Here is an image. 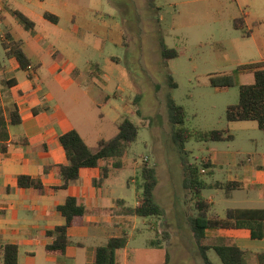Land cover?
Instances as JSON below:
<instances>
[{
  "label": "rangeland",
  "instance_id": "374dc122",
  "mask_svg": "<svg viewBox=\"0 0 264 264\" xmlns=\"http://www.w3.org/2000/svg\"><path fill=\"white\" fill-rule=\"evenodd\" d=\"M18 2L14 10L25 14V7L44 10L42 4L49 8L61 18L62 30L74 26L68 21L69 13H78L86 19H92L97 11L111 15L107 19L92 20L94 28L99 29L103 38H109L108 41L90 32H81V39L72 42L79 53L77 69L75 72L70 69L69 73L73 82L62 86L54 83L53 89H66L63 99L68 117L91 145L100 139L113 138L125 117H131L140 126L137 141L122 157L125 166L116 169L112 177L115 182L119 179L118 196L126 199L128 206H136L142 193L138 188L142 182V163L148 161L157 170V200L166 213L162 217H135L137 228H146L147 233L141 235L138 230L125 229L132 237L128 250L119 252V264H206L201 245L230 242V239L210 232L207 238L200 240L194 234L190 217L195 216L196 210L192 193L185 187L187 167L192 164L202 168L203 160L213 153L219 155L222 164V160L237 152L247 159L246 154L251 149L247 132L239 128L242 122H230L226 116L228 107L239 102L240 86L248 84L246 78H240L235 86L227 88L212 84V78L240 66L229 65L230 58H240L248 64V40L242 36L243 31L225 20L222 7L214 0ZM17 22L23 27L18 18ZM6 26L5 23L0 28ZM121 26L129 35L128 48L113 43V40L123 39ZM23 36L26 37V32ZM238 36L241 38L236 41ZM51 38H55L54 34ZM162 44L177 50L179 56L164 60ZM39 76L46 78L41 71ZM107 94L111 96L106 98ZM170 98L186 111L184 127L203 132L230 130L235 139L191 138L179 142L174 137L175 125L168 106ZM138 108L141 114L137 113ZM252 133L264 149V133L259 128ZM227 167L217 168L212 176L204 172L199 175L207 182L224 181ZM216 192L207 189L203 195L209 197ZM244 192L236 191L233 198L224 200L225 205L217 206L218 210L222 213L228 207L251 206L241 202ZM156 239L163 246L148 243ZM125 254L129 255L127 261ZM208 255L215 264H223L213 249H209Z\"/></svg>",
  "mask_w": 264,
  "mask_h": 264
},
{
  "label": "crops",
  "instance_id": "0c3cea01",
  "mask_svg": "<svg viewBox=\"0 0 264 264\" xmlns=\"http://www.w3.org/2000/svg\"><path fill=\"white\" fill-rule=\"evenodd\" d=\"M214 1L222 7L225 20L233 27L235 20L243 19L246 29L250 32L248 36L242 32V36L248 40L246 45L249 60L246 63L264 62V0ZM2 4L4 13L0 25L6 23L7 26L5 29L0 28V103L9 122V139L7 151L2 152L0 149V264H3L2 247L6 244L19 246L20 264L93 263L97 247L106 243L110 237L122 235L127 232L125 230L127 228L138 230L141 235L147 232L146 228H137L135 219L137 215L126 214V208L131 206L127 205L126 199L118 196L119 179L116 178L115 182L112 177L115 170L120 168H111L110 175L102 179V168L108 164L106 160H101L97 167L81 169L79 179L67 189H54L62 182L60 166L67 163L60 137L72 129H77L81 134L82 132L68 117V107L65 106L63 99V92L66 89H53V86L54 83L62 86L68 81L73 82L69 73L70 69L74 72L77 69L79 53L72 46V42L81 39V32L84 34L90 32L103 41L109 40L103 38L99 29L94 28L92 20L107 19L111 15L97 11L92 19H86L78 13H69L68 21L74 26L62 30L59 26L61 18L59 17L58 23L46 19V12L55 13L39 3L44 10L25 7L32 18L27 13L26 15L36 22L34 30H27L17 22L14 12L16 10L13 7L15 4L19 5L18 0H2ZM124 29L126 30L121 26V30ZM24 32L26 37L23 36ZM7 33L24 42V49L36 69L32 66L21 69L14 57H7L4 48ZM53 34L54 39L51 38ZM240 38L238 36L235 40L239 41ZM113 43L119 45L118 41L113 40ZM239 59L230 58L229 65L244 64L243 60ZM234 69L222 73H232ZM40 71L45 73V80L39 76ZM243 77L246 78L245 83L251 84L255 81L253 73H243L237 75V83ZM2 79H16L17 83L7 86L1 82ZM46 79H50V83ZM110 96L107 94L106 98ZM15 105L18 106L22 117L19 124L10 122V109ZM231 122H242L239 128L247 132L251 144V149L246 154L247 159L241 158L237 152L227 156V159L222 160L224 161L222 164L219 155L213 153L210 158L203 160L208 161L211 167L201 170L202 173L212 176L217 168L223 169L224 166H228L224 181L205 180L212 185L207 189L217 190L206 198L212 203L213 217L221 219L226 217L229 208H264V149L259 146L258 139L254 138L252 133L253 129H260L259 124L255 120ZM229 132L233 135L230 141H233L235 136L230 130ZM85 141L87 142L86 139ZM98 141L95 145L87 143L94 148ZM20 176L40 179L45 189L20 186ZM227 183L238 186L227 190ZM242 190L245 192L240 197L241 202L251 206L228 207L224 208L222 213L218 210L217 206L224 204L225 199L233 198L236 191ZM71 196L86 209L83 223L69 229V235L80 244L69 246L62 255L49 253L46 247L55 238L49 236L48 231L66 223L65 216L57 207ZM138 203L139 198L136 206ZM210 232L219 234L220 237H228L230 239L228 243L236 244L248 251L247 264L253 261L259 264L257 254L264 252V238H253L250 228H212L207 231V237ZM131 237L130 235V239ZM156 240H150L148 243L155 246ZM128 246L129 243L126 248L117 252L118 264L119 252L128 250ZM159 246H163V243ZM125 257L127 261L129 255L125 254Z\"/></svg>",
  "mask_w": 264,
  "mask_h": 264
},
{
  "label": "trees",
  "instance_id": "16d2710c",
  "mask_svg": "<svg viewBox=\"0 0 264 264\" xmlns=\"http://www.w3.org/2000/svg\"><path fill=\"white\" fill-rule=\"evenodd\" d=\"M20 23L27 30H34L36 22L25 13L14 11ZM45 18L58 23L59 16L46 12ZM236 29H241L248 36L243 19L235 20ZM123 39L119 45H129V35L126 30H122ZM7 57H14L21 69H28L33 65V61L24 49V42L16 40L12 34H6L4 42ZM162 56L164 60H170L179 56V52L173 48L162 44ZM243 73H253L255 81L252 84L240 86L239 102L230 105L227 109L228 121L255 120L264 133V62H254L238 66L232 73H223L219 77L212 78V84L216 87H231L237 84V75ZM4 85L13 86L17 83L16 79L1 81ZM175 85V83H173ZM169 109L172 114V122L175 125L174 137L179 142H186L191 138L203 141H230L233 135L229 130L215 129L211 131H195L184 127L186 111L183 106L178 105L173 98L169 99ZM137 113L141 114L140 108ZM22 117L17 105L10 109V122L19 124ZM8 120L6 119L4 108L0 103V149L6 152L8 149L7 140L9 139ZM140 126L131 118L125 117L118 124L117 134L110 139H100L96 147H91L77 129H72L61 135L60 140L65 149L67 163L60 166L61 184L54 187L55 190L67 189L73 182L79 179L81 169L99 166L101 160L108 162L102 168V179L110 175L111 168L123 167L122 157L126 151L137 141ZM199 168L190 164L187 167L185 187L192 193L196 214L190 217L192 230L198 239L207 238V231L212 228H235L247 227L252 231L253 238H264V208H229L226 217L221 219L213 217V206L210 200L203 195V191L212 187L202 175L201 170L211 167L208 161L203 162ZM200 174V175H199ZM142 182L138 188L142 190L139 203L136 207H127L125 212L130 215L141 217H162L166 209L156 198V189L159 184L157 170L150 162L145 161L140 167ZM19 184L23 187H33L44 190L45 187L40 179L30 176H20ZM238 184L227 183V190L235 188ZM57 209L66 218V223L48 231L49 236L55 239L48 244L46 249L49 253L64 254L71 245H79L69 235V229L75 225L83 223L86 209L80 206L75 197H68L66 202L59 205ZM156 228V227H155ZM130 240L128 232L120 236L110 237L106 243L99 245L96 249L95 260L90 264H118L117 252L127 247ZM161 242L157 239L156 244ZM214 249L223 264H247L249 252L240 248L236 244L225 241L216 242L213 245H201L202 255L206 264H215L208 255V250ZM3 264L19 263V246L16 244H6L2 247ZM168 256V254H167ZM259 264H264V252L257 254Z\"/></svg>",
  "mask_w": 264,
  "mask_h": 264
},
{
  "label": "built area",
  "instance_id": "2783aa9c",
  "mask_svg": "<svg viewBox=\"0 0 264 264\" xmlns=\"http://www.w3.org/2000/svg\"><path fill=\"white\" fill-rule=\"evenodd\" d=\"M3 13H4V6L2 4V0H0V24L2 23Z\"/></svg>",
  "mask_w": 264,
  "mask_h": 264
}]
</instances>
